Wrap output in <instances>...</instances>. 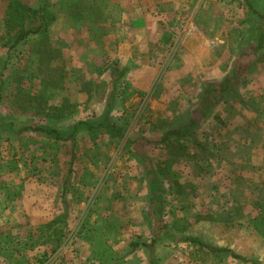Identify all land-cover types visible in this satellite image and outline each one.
Masks as SVG:
<instances>
[{"label": "rangeland", "instance_id": "374dc122", "mask_svg": "<svg viewBox=\"0 0 264 264\" xmlns=\"http://www.w3.org/2000/svg\"><path fill=\"white\" fill-rule=\"evenodd\" d=\"M9 1L0 0V264H48L46 255L37 258L40 247L50 246L52 250L57 242L66 248L74 241L96 238L93 226L99 218L104 220L107 243L121 240L126 246L118 252L105 243L96 250L100 262L114 264L119 253L131 250L127 232L132 223L123 222L124 233L111 231L115 211L129 215L130 209L152 210L157 236L169 240L168 220L173 219L175 232L187 234L196 220L209 219L210 211L220 222L224 213L236 210L228 197L229 185L218 183L213 189L202 183L215 173L213 164L204 159L207 151L200 154L185 141L167 146L147 144V140L156 141L165 130L187 121L185 116L194 110L193 97L212 102L224 95V81H213L209 72H183L182 92L176 88L179 75L174 76L165 62L153 77L156 87L166 74L164 84L148 96L138 89L118 90L121 81L117 83L110 76L117 65L94 57L98 42L104 50L113 49L115 37L126 31L118 24L114 3L103 0H57V9L70 18V38L31 37L7 51L3 49L6 41L1 21ZM22 1L33 6L40 0ZM206 15L215 20L209 26L214 35L224 36L226 29L230 33L228 60L234 57L232 69L237 72L225 95L251 94L255 84L264 83V46L257 29L260 21L249 8L243 14L241 8L214 7ZM189 20L184 19V28ZM247 47L249 52L241 54ZM251 84L254 86L249 88ZM212 122L219 127L214 129ZM211 123V127L203 124L198 139L213 149L220 143L225 124L218 115ZM27 126L57 131L59 139L43 133L15 134ZM107 126L112 127L105 129ZM148 168L157 174L160 188L153 190L147 185ZM41 187L47 197L34 199ZM193 208H197L195 216L183 214L186 216L180 224L177 213ZM252 218L245 223L264 225L263 217ZM202 231L213 234L207 226ZM224 234L225 229L221 236Z\"/></svg>", "mask_w": 264, "mask_h": 264}, {"label": "crops", "instance_id": "0c3cea01", "mask_svg": "<svg viewBox=\"0 0 264 264\" xmlns=\"http://www.w3.org/2000/svg\"><path fill=\"white\" fill-rule=\"evenodd\" d=\"M44 1L56 17L48 35L54 40L69 39L70 18L65 17L57 9L59 7L57 0H40L33 6L21 0L30 8H37ZM103 2L114 3L115 9L118 10V24L125 27L126 31L122 36L115 37L113 49L105 47L104 50L103 45L98 42V50L94 57L105 63L112 61L117 65L110 70V76L117 83L121 81V85L117 84L118 90L138 89L145 96L164 84L166 74L156 87L153 77L165 62H168L167 66L174 76L179 75L177 79L180 81L176 83V88L182 92L185 90L183 72L186 74L209 72L213 75V81L220 82L227 78L229 73L236 71L235 68L232 69L234 57L228 60L227 41L230 33L226 29L225 35L222 36L220 33L214 35L210 31V23H214L215 20L206 15L208 9L241 8L244 14L251 7L264 14V0H103ZM185 18L190 19V26L184 28L182 23L185 25ZM217 23L221 21L217 20ZM262 41L264 46V38ZM247 52L248 47L241 54ZM262 52L264 54V47ZM224 58L226 59L223 61ZM255 85L256 89H251V94L248 93L247 96H239L237 93L223 96L208 112L204 118L205 122H201L198 127V130L203 124L207 127L217 115L224 121L225 128L219 134V145L213 149L205 146L208 155L204 159L208 158L209 160L205 161L213 164L211 168L215 173L212 172L211 180L205 178L202 183L212 185L213 189L218 183L229 185L228 197L236 210L224 213L225 219L220 222L211 217L210 211V218L196 220L187 234L175 232L173 219L168 220L166 231L169 240L164 238L160 240L157 236L152 210L143 209L145 212H142L130 209L129 215L115 211L111 215L116 220L111 231L124 233L127 230L121 229L124 226L123 222H132L130 232H127L130 235L129 245L136 243L138 246L127 251L128 253L123 252V256V253H119L113 260L114 264H264V225H253L251 221L245 223V220L255 216L257 218L261 216L264 220V90L259 91V88H264V83ZM253 86L251 84L249 88ZM191 100L194 110L193 113L191 111L187 113L185 120L193 114L196 115L203 99L201 96H195ZM211 124L214 129L219 127L214 122ZM168 130L171 129L165 130L163 134ZM40 189L35 191L34 199L42 200L47 197V191L42 190V187ZM145 201L149 202L147 198ZM196 209L175 211L178 212L176 215L178 222L180 223L181 218L184 220L183 216L189 213L195 216ZM61 215L62 213H59L58 216ZM101 219L103 218H99L93 226L96 238L91 240L83 238L71 242L72 245L66 247L71 248L67 252L66 248H61L57 242L52 246V250L50 246L44 245L36 251L41 254L37 255V258L46 255L48 264H59L58 260L63 261L61 264H113L100 262L98 255L95 254L97 249L105 246V243L109 245L105 239L108 233L103 227L104 220ZM233 221L236 223L233 224ZM206 226L213 234L209 235L202 231ZM219 226H222V229ZM218 228L221 232L225 229L224 236H221ZM111 242L109 246H113L118 252L126 248L121 240L115 244ZM36 253L33 254L34 258Z\"/></svg>", "mask_w": 264, "mask_h": 264}, {"label": "trees", "instance_id": "16d2710c", "mask_svg": "<svg viewBox=\"0 0 264 264\" xmlns=\"http://www.w3.org/2000/svg\"><path fill=\"white\" fill-rule=\"evenodd\" d=\"M249 11L260 21V25L259 27H257V29L261 32L260 41L263 42L262 39L264 37V14H260L251 7H249ZM55 19V15L50 11L45 1L37 8H30L18 0H11L7 2L1 21L3 34L2 37L6 41L3 45V49L6 48L7 51H11L21 44L25 43V41H27L31 37H36L38 39L48 36L49 28L55 22ZM236 72L237 71L232 72L231 77H227L223 80L225 85L221 90L225 91L224 95L217 96V98L213 99L212 102L209 101L208 98L203 99L197 110V112L199 113H196V115H191V117L182 126L166 131L156 141L147 140V144L151 146H167L169 144H172L174 141H185L188 142L190 146L196 151L205 153L206 149L198 139V127L200 126L202 120L207 116L208 112L212 110L215 104L220 101L223 96H225L226 91L228 90L229 83L230 81L232 82V79L234 78L232 75H235L233 73ZM197 115L199 116V118H197ZM109 116V113L105 114V122H108ZM1 126H3L2 119H0V127ZM110 127L112 126H107L105 127V129H109ZM26 132L53 135L55 139H59L57 131L46 129L43 127H21L20 131L15 134L20 135ZM70 171L71 168L69 170V173ZM146 176V183L149 187H151V189L155 190L157 187L160 188L157 174L152 172L151 168L146 169ZM156 206L157 208H160V204H156ZM129 246L132 250H134L136 246H138V244L131 243Z\"/></svg>", "mask_w": 264, "mask_h": 264}]
</instances>
